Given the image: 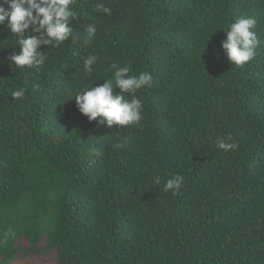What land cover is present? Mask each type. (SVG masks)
Instances as JSON below:
<instances>
[{"label":"trees","instance_id":"1","mask_svg":"<svg viewBox=\"0 0 264 264\" xmlns=\"http://www.w3.org/2000/svg\"><path fill=\"white\" fill-rule=\"evenodd\" d=\"M103 2L110 16L77 0L73 27L82 38L96 22V39L70 37L39 73L9 61L19 49L0 26V264H264V0ZM247 16L261 44L240 68L222 42ZM89 53V85L117 61L152 74L139 125L89 121L69 101ZM218 135L238 150H218ZM175 174L174 197L162 189Z\"/></svg>","mask_w":264,"mask_h":264},{"label":"clouds","instance_id":"2","mask_svg":"<svg viewBox=\"0 0 264 264\" xmlns=\"http://www.w3.org/2000/svg\"><path fill=\"white\" fill-rule=\"evenodd\" d=\"M76 7L77 0H0V26L6 24L13 38L11 48L19 49L18 53L8 57L17 70L39 73L49 60V51L59 49L70 37L74 41L82 40L84 45H89L96 39V22L85 26V35L82 38L76 33L73 27V21H78L79 17ZM94 10L102 15L110 16L112 13V9L103 0H95ZM257 27L256 18L247 16L236 19L225 30L226 39L222 42V49L232 65L243 68L256 59L261 44ZM43 47L47 50L42 51ZM98 60L95 53H89L83 59V77L79 89H66L69 101L75 99L78 111L89 121H97L99 118V123L108 127L139 125L144 119V99L138 94L141 90L152 87V74L148 71L132 74L131 65L121 66L117 61L108 65L107 70L112 75L105 79V83L100 86L89 85L87 79L95 71L94 66ZM29 83L25 80L23 87L11 91L13 99L24 98ZM38 88V84L31 82L33 92ZM117 88L124 94H116ZM127 143L125 138L115 147L123 148ZM215 146L223 152L239 148L231 135H218ZM184 181L182 174H175L164 182L162 191L170 192L174 197L178 196ZM153 182L160 185L161 178L155 176ZM3 235L6 240L15 233L9 228Z\"/></svg>","mask_w":264,"mask_h":264}]
</instances>
